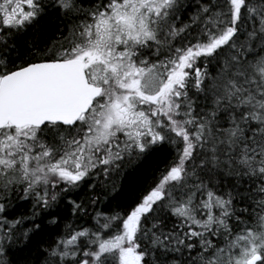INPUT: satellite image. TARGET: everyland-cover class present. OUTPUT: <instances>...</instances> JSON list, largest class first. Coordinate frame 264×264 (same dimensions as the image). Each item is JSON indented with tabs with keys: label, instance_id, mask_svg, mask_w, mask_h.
<instances>
[{
	"label": "snow or ice",
	"instance_id": "obj_1",
	"mask_svg": "<svg viewBox=\"0 0 264 264\" xmlns=\"http://www.w3.org/2000/svg\"><path fill=\"white\" fill-rule=\"evenodd\" d=\"M0 264H264V0H0Z\"/></svg>",
	"mask_w": 264,
	"mask_h": 264
},
{
	"label": "trees",
	"instance_id": "obj_2",
	"mask_svg": "<svg viewBox=\"0 0 264 264\" xmlns=\"http://www.w3.org/2000/svg\"><path fill=\"white\" fill-rule=\"evenodd\" d=\"M163 166L164 165L161 162V158L159 156H153L148 158L140 165L139 169L135 173V176L139 179L129 187H140L145 181L149 180L150 177L157 172L158 168H163ZM129 195V190H124L122 192L116 193V198L112 201L111 207L113 209H118L119 207H122L126 203Z\"/></svg>",
	"mask_w": 264,
	"mask_h": 264
}]
</instances>
